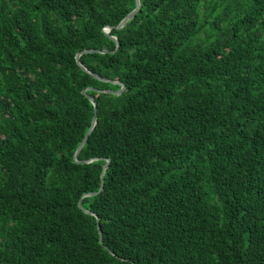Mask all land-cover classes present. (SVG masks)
Here are the masks:
<instances>
[{
    "label": "trees",
    "instance_id": "trees-1",
    "mask_svg": "<svg viewBox=\"0 0 264 264\" xmlns=\"http://www.w3.org/2000/svg\"><path fill=\"white\" fill-rule=\"evenodd\" d=\"M140 3L0 0V264H264V0Z\"/></svg>",
    "mask_w": 264,
    "mask_h": 264
},
{
    "label": "water",
    "instance_id": "water-1",
    "mask_svg": "<svg viewBox=\"0 0 264 264\" xmlns=\"http://www.w3.org/2000/svg\"><path fill=\"white\" fill-rule=\"evenodd\" d=\"M140 5H141L140 0H137V6H136V8H135L130 14H128V15L123 19V21L121 22V24L118 26L119 28H120V27H123V26L125 25V23H126L129 19H131V18H132L137 12H138V10H139V8H140ZM111 28H112L111 26L106 27L105 32L109 34V31H110ZM112 38H113L114 40L117 41V43H118V44H117V48H118L119 45H120L119 41L117 40V38H115V37H113V36H112ZM88 51H90V52H93V51L108 52V50H105V49H104V50H87V51H85V52H88ZM81 54H82V53H79V54L77 55V62H78V64H79L83 69L87 70V68L83 65V63H82V61H81V59H80ZM94 76H97V75L94 74ZM114 82H116V83H120V84L122 85V87H121V89H120L119 91H111V92L121 93V92L123 91V89L125 88V85L122 84V83L119 82V81H114ZM86 91H87V89H84V90H83V92H86ZM90 98L93 100L92 97H90ZM95 104H96V103H95ZM95 124H96V115L94 116L93 121H92V126L90 127V129L88 130L87 135L85 136V138H84L83 141L81 142L78 151H79V150L85 145V143H86V141H87V139H88V135H89V134L91 133V131L93 130ZM78 151H77V152H78ZM76 155H77V154H76ZM83 162H85V161H83ZM109 162H110V159H107V162H106V164H105V166H104V169H103V175L105 174V171H106V169H107L108 166H109ZM95 193H96V192H95ZM92 194H94V193H92ZM79 205L81 206V201L79 202Z\"/></svg>",
    "mask_w": 264,
    "mask_h": 264
},
{
    "label": "clouds",
    "instance_id": "clouds-1",
    "mask_svg": "<svg viewBox=\"0 0 264 264\" xmlns=\"http://www.w3.org/2000/svg\"><path fill=\"white\" fill-rule=\"evenodd\" d=\"M106 29V28H105Z\"/></svg>",
    "mask_w": 264,
    "mask_h": 264
}]
</instances>
